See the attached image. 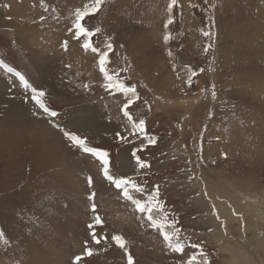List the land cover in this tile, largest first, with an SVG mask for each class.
<instances>
[{
  "label": "rangeland",
  "instance_id": "374dc122",
  "mask_svg": "<svg viewBox=\"0 0 264 264\" xmlns=\"http://www.w3.org/2000/svg\"><path fill=\"white\" fill-rule=\"evenodd\" d=\"M88 2L0 0V62L13 69L0 67L8 88L5 107L37 109L51 128L7 124L0 134L2 140L17 138L0 142V264H74L76 256H81L79 264H127V254L134 264H186L197 252L192 244L201 245L209 264H226L223 245L237 242L227 231L233 227L255 261L264 264L263 252L250 245V216L242 211L247 200L264 209V0H179L167 29L169 0H106L85 19L89 30L101 29L93 37L101 50L111 38L107 67L136 87L139 99L129 111L135 121L145 120L154 144L130 134L121 111L127 98L105 89L98 58L70 30L75 9ZM39 63L52 82L40 76ZM32 88L46 93L44 102L56 117L40 112L30 99ZM113 97L119 111L111 109ZM33 113L28 124L39 118ZM81 116L92 119L98 133L70 126ZM65 132L107 151L111 174L141 187V192L131 191L134 198L147 202L159 188L163 212L152 215L175 222L183 253L167 248L159 230L103 177L100 161L72 147ZM120 148L127 159L136 162V152L148 166L123 170L117 162ZM223 205L232 214L229 220L220 212ZM97 216L102 224L95 223ZM262 219L260 238L264 210ZM113 235L124 237L127 254Z\"/></svg>",
  "mask_w": 264,
  "mask_h": 264
},
{
  "label": "snow or ice",
  "instance_id": "6c2138e0",
  "mask_svg": "<svg viewBox=\"0 0 264 264\" xmlns=\"http://www.w3.org/2000/svg\"><path fill=\"white\" fill-rule=\"evenodd\" d=\"M105 2L106 0H89V2L84 4L82 8L75 9L74 22L70 30L72 31L75 39L80 40L81 38H83L82 48L85 51H91L98 58L99 71L101 72L105 80V84H104L105 89L109 91L118 90L127 98L128 102L124 105L121 111L123 112V115L128 119L129 124L131 125L130 134L131 135L142 134L145 136V138L149 143L154 144L155 140L152 137L148 136L145 131V120L140 119L138 122L135 121L129 111V108L132 105V103H134L137 99H139L136 87L125 85L122 81L119 80V73L109 71L107 67L111 62L109 58V54L113 51V44L111 42V38H108L104 41L103 50H101V48L96 46V43L93 40V37H95L98 33L101 32V29L97 27L94 30H89V28H87L83 23L87 17L93 16L96 13H98ZM178 5H179V0H169V3L167 5V12L169 15L167 22L164 25L165 29H167L168 26L174 22L172 14L174 8L177 7ZM205 35H209V33H205ZM163 39L164 42L167 44L168 41L171 39V33L165 34ZM64 47L65 49H67V41H65ZM205 51H207V49H205ZM0 67L5 68V70L10 73L13 71L12 68L8 67L3 62H0ZM201 71H203V69H201ZM16 75L24 83L26 88L30 87L27 80H25V78L21 74L16 73ZM194 75L195 73L192 72L188 76L186 83L189 86H191L192 76ZM45 96H46L45 92L38 91L36 88L31 89L30 99L38 107L40 112L43 114H47L49 117H56L58 113L51 110L45 104L44 102ZM212 98L213 99L216 98L214 85L212 91ZM33 114L37 115L38 113L34 112ZM64 136L70 142V145L72 147L77 148L81 152L86 153L91 157H94L98 161H100L103 177L106 180H108L111 184H113L118 190H120V193L126 200L131 201L137 213H140L142 216L147 217V221L152 228L159 230V233L163 237V241L169 250L175 253L184 252L185 245L180 243L179 241L180 230L176 228L175 222L169 224L167 217H162L160 219H157L152 215L153 211L157 209L163 212V207L158 199L159 197L158 187L156 189L155 194L152 195L147 202H142L141 199L134 198L131 195V191L141 192L142 191L141 187L127 178H117L111 174L110 172L111 162L109 158V153L107 151L99 150L97 148L88 146V142L86 138H83L79 135H75L70 132H65ZM117 136L121 140L126 139L125 136H122L119 133H117ZM132 155L133 157H136V164L140 168H145L148 166L137 156L136 152H133ZM88 183L89 185L92 184L91 177H89ZM205 195H207L206 192ZM93 211L95 212V205H93ZM95 223L102 224V221L100 220L99 216L95 218ZM89 228L90 229L93 228V225L90 224ZM167 229H172V230L169 231ZM91 235H92V240L96 244H99L101 242V240L97 238L95 232H92ZM3 237H4V233L0 232V239H2ZM111 239L120 249H124L126 254L128 253L127 242L123 236L113 235ZM5 243H7L6 240ZM191 247L193 249H196L197 252L191 255L190 257H188L186 264H209V261L207 260L206 254L204 253L201 245L192 244ZM92 254H93L92 250L86 248V255L91 256ZM80 260H81V256H76L74 264H79ZM127 264H134L133 256L131 254H127Z\"/></svg>",
  "mask_w": 264,
  "mask_h": 264
},
{
  "label": "bare ground",
  "instance_id": "6f19581e",
  "mask_svg": "<svg viewBox=\"0 0 264 264\" xmlns=\"http://www.w3.org/2000/svg\"><path fill=\"white\" fill-rule=\"evenodd\" d=\"M25 40V39H24ZM23 45V44H22ZM27 46V45H26ZM35 57H37V56H35ZM38 62H41V61H38ZM38 62H36V63H38ZM40 64V66H39V68H40V70L39 71H41L40 72V76H42L43 78H45L47 81H48V83L49 82H52L51 80H50V78H48L46 75L47 74H45V71H44V68H45V65L42 63H39ZM38 64V65H39ZM33 66H34V64H33ZM37 66V65H36ZM34 73V72H33ZM3 75H4V73L2 74V71H0V134H1V132H3L4 133V129L7 127L6 125L7 124H14V127L16 126V127H20V125H21V128L24 126L25 128H27V129H29V126L31 125V126H40L41 128L43 127L47 132H49V130L51 129L50 127H48L47 125H46V122H43L44 121V118L42 117V115L38 112V110L37 109H34V108H32V107H30V108H27L26 110L24 109V108H20V107H17V106H15L13 103H9V109L8 108H6L5 106V104H8V102H7V100H6V95L8 94L7 93V91H8V88H7V84H6V82H5V79L3 78ZM34 75V74H33ZM37 75H39V74H37ZM36 76V75H35ZM32 112H37L38 114H37V116H39V118H36V120H35V118H34V116H33V118H34V122H31V124H28L27 123V121L29 120V119H32V117H30V115L32 114ZM4 115V116H3ZM1 116H3V118L1 117ZM32 116V115H31ZM87 116H81L80 117V120H76V121H73V123H70V126L71 127H73V128H78V129H80V131H82V132H87V131H92V132H94V133H98L97 132V128L98 127H95L94 126V123H93V121H92V119H90L89 118V120L86 118ZM7 119V120H6ZM38 119H40L39 121H38ZM32 121V120H31ZM29 123H30V121H29ZM26 125V126H25ZM12 126V125H11ZM11 126H10V131H12L11 130ZM102 128V130L103 129H105V128H107L108 129V125H106V124H102V125H100ZM4 128V129H3ZM20 128V129H21ZM86 129V130H85ZM16 130V129H15ZM14 130V131H15ZM17 131V130H16ZM21 131V130H20ZM22 132V131H21ZM24 132V131H23ZM25 132H26V130H25ZM89 132V133H90ZM8 133V132H7ZM16 134H18V131L16 132ZM16 134H14V136L16 135ZM93 134V133H92ZM5 135V134H4ZM6 136V135H5ZM11 136H12V132H11ZM18 136V135H17ZM16 136V137H17ZM9 137V136H8ZM17 139V138H16ZM15 139V140H16ZM14 140V141H15ZM3 141V143H4V145H6L5 144V142H7L8 140L5 138H3V140H2V138H1V136H0V142H2ZM10 141V142H9ZM8 141V143H13L14 141H13V138H12V140H9ZM16 143V142H15ZM20 143V142H19ZM18 143V144H19ZM13 146H18V145H13ZM7 147H8V144H7ZM6 147V148H7ZM24 147V146H23ZM14 148V147H13ZM32 148V147H31ZM8 149V148H7ZM15 150H16V148H15ZM36 150V149H35ZM17 151V150H16ZM31 151V150H30ZM4 152V151H3ZM15 152V151H14ZM36 153V152H35ZM1 154H2V148H0V157H2L1 156ZM33 154V153H32ZM46 154V153H45ZM44 154V155H45ZM31 155V154H30ZM25 156H27V155H25ZM32 156V155H31ZM30 156V157H31ZM35 156V155H34ZM37 156V155H36ZM14 157H16V156H14ZM45 157H47V155L45 156ZM10 158H11V156H10ZM19 158V156L17 157V159ZM4 159V158H3ZM20 159V158H19ZM2 160V159H1ZM9 160V159H8ZM7 160V161H8ZM14 160H15V158H14ZM49 160V159H48ZM7 161H5L6 163H7ZM33 161V160H32ZM42 161V160H41ZM49 163V162H48ZM32 164V163H31ZM8 165V164H7ZM38 166V165H37ZM40 168V167H39ZM102 188H100V190H101ZM104 189H106V188H104ZM108 189H106V191H107ZM108 191H110V190H108ZM102 192V191H101ZM107 193V195H108V192H106ZM110 193V192H109ZM114 196V195H113ZM248 199V198H247ZM252 200V199H251ZM238 203V202H237ZM247 205L246 206H244V205H242L244 208H242L241 207V205H240V207L242 208V209H244V210H242V211H244V212H247L248 214H246V213H244L245 215H249L250 216V218H249V225H248V227H249V230L247 229V226H246V229L248 230L247 231V233H250L249 231H251V235H250V237H249V242H250V245L252 246V247H254V249L255 250H259L260 252L262 251L263 253L262 254H264V236L262 237V238H260V236H259V222L261 221V219H262V213H263V208L260 206H258L257 205V203H256V201H251L250 202V200H249V202H248V200H247ZM260 204V203H259ZM235 205H236V202H235ZM238 205V204H237ZM224 206V205H223ZM239 206V205H238ZM237 207V206H236ZM240 207H238V209L240 208ZM226 207L224 206V208H223V211H220V212H222L223 213V215H224V217H225V219H228L229 218V216L231 215L232 216V214L230 213V215H228L227 213H226V209H225ZM241 208H240V210H241ZM220 210H221V207H220ZM239 211V210H238ZM241 211V212H242ZM225 214H227V215H225ZM227 216V217H226ZM234 216V215H233ZM248 217V216H247ZM256 218V222L254 223L252 220L253 219H255ZM229 220V219H228ZM235 220H237V219H235ZM263 220V219H262ZM232 220H230V222H231ZM229 222V221H228ZM233 222H235V221H233ZM238 222V221H237ZM236 222V223H237ZM232 223V222H231ZM228 224V223H227ZM229 225H231V224H229ZM238 227H239V225H238ZM253 230V231H252ZM227 231H229V233L230 234H233L234 236H232V237H234L235 239H236V241L237 242H232V241H228V243L226 244L225 242H223V252H225V253H227V255H228V260H226L227 262H226V264H258L256 261H255V259L253 258V255L247 250V248L245 247V244L244 243H242L240 240V235H239V233H238V229L237 228H235V227H233L232 228V230L230 229V230H227ZM228 234V233H227ZM223 241V240H222ZM221 241V242H222ZM227 241V240H226ZM221 247H222V245H221ZM154 250H156V249H154ZM156 251H158V250H156ZM156 251H154V253H156ZM253 252V251H252ZM256 252V251H255ZM254 252V253H255ZM153 254V253H152ZM262 254H260V256L262 255ZM155 256H156V254H154ZM153 255V256H154ZM263 256V255H262ZM261 256V258H263ZM157 257V256H156ZM155 257V258H156ZM158 258V257H157ZM160 258V257H159ZM166 258V257H165ZM227 259V258H226ZM164 261V260H163Z\"/></svg>",
  "mask_w": 264,
  "mask_h": 264
},
{
  "label": "crops",
  "instance_id": "0c3cea01",
  "mask_svg": "<svg viewBox=\"0 0 264 264\" xmlns=\"http://www.w3.org/2000/svg\"><path fill=\"white\" fill-rule=\"evenodd\" d=\"M110 103H111V109H112V111H114V110H118L119 111L118 98L113 97L111 99V102ZM116 154H117V157L119 155V160H117L118 166H121L123 168V170L129 171V170H131V168L132 169H135L138 166L136 164V162H134V159L131 160V158H129V159L126 158L127 157V154L121 148L116 152ZM129 154L131 155V151H130ZM103 195L105 196L107 194H103ZM109 195H110V193H109Z\"/></svg>",
  "mask_w": 264,
  "mask_h": 264
}]
</instances>
